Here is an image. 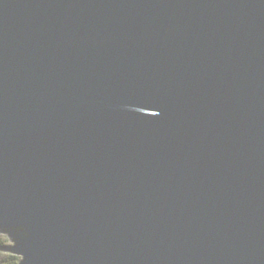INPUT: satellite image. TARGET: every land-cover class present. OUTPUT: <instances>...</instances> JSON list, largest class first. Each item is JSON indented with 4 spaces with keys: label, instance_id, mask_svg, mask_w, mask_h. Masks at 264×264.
<instances>
[{
    "label": "water",
    "instance_id": "water-1",
    "mask_svg": "<svg viewBox=\"0 0 264 264\" xmlns=\"http://www.w3.org/2000/svg\"><path fill=\"white\" fill-rule=\"evenodd\" d=\"M0 235L17 264H264V0H0Z\"/></svg>",
    "mask_w": 264,
    "mask_h": 264
},
{
    "label": "trees",
    "instance_id": "trees-1",
    "mask_svg": "<svg viewBox=\"0 0 264 264\" xmlns=\"http://www.w3.org/2000/svg\"><path fill=\"white\" fill-rule=\"evenodd\" d=\"M7 244V238L3 235H0V249L5 247ZM18 261V257L0 251V264H17Z\"/></svg>",
    "mask_w": 264,
    "mask_h": 264
}]
</instances>
